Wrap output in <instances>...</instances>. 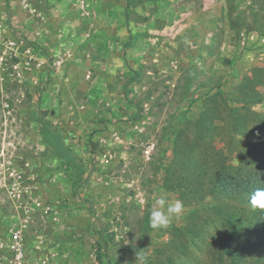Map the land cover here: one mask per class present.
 Instances as JSON below:
<instances>
[{
  "label": "rangeland",
  "instance_id": "rangeland-1",
  "mask_svg": "<svg viewBox=\"0 0 264 264\" xmlns=\"http://www.w3.org/2000/svg\"><path fill=\"white\" fill-rule=\"evenodd\" d=\"M0 18L35 56L0 43V264L16 230L25 264H264V211L198 199L212 169L254 170L257 131L229 125L264 67V0H0ZM160 196L184 207L153 230Z\"/></svg>",
  "mask_w": 264,
  "mask_h": 264
},
{
  "label": "trees",
  "instance_id": "trees-1",
  "mask_svg": "<svg viewBox=\"0 0 264 264\" xmlns=\"http://www.w3.org/2000/svg\"><path fill=\"white\" fill-rule=\"evenodd\" d=\"M263 85L264 67L260 70L253 71L252 75L243 78L238 86L239 93L241 95L244 94V96L242 97L244 100V105L239 108L240 119H234L232 124L229 125L234 131H238L240 128H245L243 131L244 133H246V131H257L256 141H254L252 144V155L254 156L253 173H251V170H245L242 165L237 167L233 166L236 169L237 174L230 173L225 167L214 168L212 169L213 173L209 178V184L207 189L205 190V194H199L198 199L202 198L204 195L205 199L206 197L213 195L228 200H242L246 202L248 193H250L254 188L261 186L262 180H264V115L252 112L248 108V106L250 103H252L251 100L255 97L256 99H254V102H258L261 100V97L264 96L262 95L263 93L259 92V90H255L256 86ZM231 117H233V115H231ZM214 118L215 117H211V120H209V128L215 127V125L213 124ZM255 119L256 122L253 125L256 129H252V127H250V129L246 128L247 123L252 122ZM206 125L207 123L205 124V126ZM39 133L45 143L53 147L54 149H57L61 145L63 146L59 137L47 126L40 127ZM179 142H181L180 137L174 141L175 148L178 146ZM66 163L72 168L71 178L74 182H77L80 178L78 173L79 170L78 167L74 164L73 160L69 157V155H67ZM229 215L230 219L227 218V221H231L234 216L235 218L237 217V213H229ZM263 228L264 224L259 229V231H263ZM248 240L250 241V239ZM229 242H231L230 239H219L218 242L211 241L209 246L212 247L214 245L216 251L210 254L221 258L222 254L227 252L228 254L234 256V263H238V261L242 259L243 252L239 249H232L229 245ZM215 256H213V258H215Z\"/></svg>",
  "mask_w": 264,
  "mask_h": 264
},
{
  "label": "clouds",
  "instance_id": "clouds-1",
  "mask_svg": "<svg viewBox=\"0 0 264 264\" xmlns=\"http://www.w3.org/2000/svg\"><path fill=\"white\" fill-rule=\"evenodd\" d=\"M248 206L251 211H264V180L261 186L254 188L247 197ZM155 207L149 215V225L153 230L169 227L173 219L178 218L183 211V202L179 199L169 201L160 196L156 199Z\"/></svg>",
  "mask_w": 264,
  "mask_h": 264
},
{
  "label": "built area",
  "instance_id": "built-area-1",
  "mask_svg": "<svg viewBox=\"0 0 264 264\" xmlns=\"http://www.w3.org/2000/svg\"><path fill=\"white\" fill-rule=\"evenodd\" d=\"M4 21L0 18V43L1 46L4 48H7L11 50L16 55L23 54L24 62L28 64L29 62L33 61L35 59V56L31 50L30 44L28 45L26 41H24L21 38H13V37H3L4 33L6 32V29L4 28ZM253 35H251L252 37ZM21 49V50H20ZM154 144L152 142L147 143L144 146L143 154L144 156H148L152 149ZM11 241L7 246V251L10 252L11 261L14 264H25V251L22 243V237L20 235V230H16L12 232L11 235Z\"/></svg>",
  "mask_w": 264,
  "mask_h": 264
}]
</instances>
